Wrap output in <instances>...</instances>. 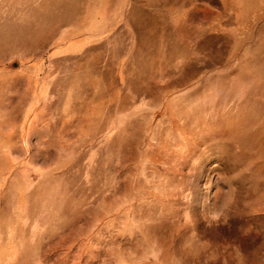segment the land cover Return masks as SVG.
<instances>
[{
    "label": "rangeland",
    "instance_id": "rangeland-1",
    "mask_svg": "<svg viewBox=\"0 0 264 264\" xmlns=\"http://www.w3.org/2000/svg\"><path fill=\"white\" fill-rule=\"evenodd\" d=\"M0 264H264V0H0Z\"/></svg>",
    "mask_w": 264,
    "mask_h": 264
}]
</instances>
